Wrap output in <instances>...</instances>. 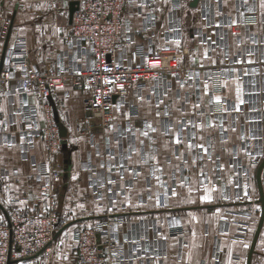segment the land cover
Returning <instances> with one entry per match:
<instances>
[{
  "label": "crops",
  "instance_id": "1",
  "mask_svg": "<svg viewBox=\"0 0 264 264\" xmlns=\"http://www.w3.org/2000/svg\"><path fill=\"white\" fill-rule=\"evenodd\" d=\"M71 1L0 0V62L24 40L30 64H84L64 29ZM190 2L174 9L170 0L127 1L121 42L126 35L133 42L118 55L126 59L136 45L151 51L170 46L185 52L182 61L198 79L175 87L171 80L148 83L142 96L130 95L120 110L115 106L108 126L91 135L75 133L89 91H54L45 100L62 137L54 152L40 137L20 136L21 106H37L39 126L46 117L35 95L21 94L18 80L7 82L0 91L2 213L3 205L19 200L23 206L20 199L28 198L29 206L55 215L69 232L60 242L70 248L74 230L108 218L117 227L99 241L119 243L124 259L110 264H247L262 211L257 171L264 159V65L260 72L254 65L264 53V8L261 0H200L196 7ZM216 68L224 75L210 83ZM237 84L244 100L239 111ZM217 86L222 91L212 93ZM40 168L60 173L51 179L48 197L37 200ZM259 181L264 200V166ZM206 195L211 199L203 200ZM176 223L177 236L169 230ZM60 242L25 264H72L75 256L66 246L53 251ZM250 264H264V220Z\"/></svg>",
  "mask_w": 264,
  "mask_h": 264
},
{
  "label": "built area",
  "instance_id": "2",
  "mask_svg": "<svg viewBox=\"0 0 264 264\" xmlns=\"http://www.w3.org/2000/svg\"><path fill=\"white\" fill-rule=\"evenodd\" d=\"M127 1L129 0H78V7L65 31L79 58H86L84 64L76 65L74 62L59 69H53L47 62L40 67L30 64L24 40H19L16 47L7 53L6 59L0 62V91H4L8 81L18 80L20 93L35 95L46 117L44 124L39 126L37 106H21L20 136L26 135L31 141L40 137L48 152L58 149L62 137L58 125L49 116V105L45 100L54 91L67 86L84 88L90 93L84 103L87 113L75 126V133L91 135L95 125L107 126L115 106L119 107L124 99L130 95L142 96L148 83L159 84L171 80L172 87H175L178 81L188 84L192 77L198 79L196 71L182 61L185 52L170 46L151 51L136 45L128 57H124L125 60L119 57L118 53L123 45L133 42L129 35L121 42L124 24L120 20V14ZM170 1L172 7L178 9L182 2L188 0ZM231 27L236 33L240 24L232 23ZM261 43L264 50V39ZM260 65H264V53L254 65L255 72H260ZM13 70H16V74ZM223 72L219 68L212 70L209 82H218L223 77ZM222 89V86H217L211 92ZM88 169L92 170L93 166ZM59 173L46 168L38 169L40 196L37 200L48 197L50 181ZM20 201L26 205L20 206L16 203L19 200H14L3 208L4 218L0 220V264L17 261L28 263L35 255L49 252L54 241L57 224L55 215L29 206L26 197H22ZM116 227L115 222L111 223L106 218L95 222L92 227L74 230L72 238L75 264L122 263L123 248L119 243L110 240L103 245L99 241L101 237H109ZM169 227L172 235L176 236L181 229L178 223ZM104 248L107 249L106 254Z\"/></svg>",
  "mask_w": 264,
  "mask_h": 264
},
{
  "label": "water",
  "instance_id": "3",
  "mask_svg": "<svg viewBox=\"0 0 264 264\" xmlns=\"http://www.w3.org/2000/svg\"><path fill=\"white\" fill-rule=\"evenodd\" d=\"M200 0H191L190 2V6L191 7H196L198 5ZM78 7V1L74 0V1H71L68 5V23L70 24L71 23V20H72V15L74 13V11L77 9ZM61 135V134H60ZM264 166V159L262 160L259 168H258V171H257V183H258V187H259V194H260V203H261V208H262V211H261V216H260V219H259V222H258V226H257V229H256V232H255V235H254V238H253V241H252V245L250 247V251H249V255H248V260H247V264H250V261H251V255H252V252H253V246L255 244V241H256V238L259 234V231H260V228H261V225L263 223V220H264V200H263V195H262V191H261V186H260V181H259V173H260V170L261 168ZM9 264V263H8Z\"/></svg>",
  "mask_w": 264,
  "mask_h": 264
},
{
  "label": "rangeland",
  "instance_id": "4",
  "mask_svg": "<svg viewBox=\"0 0 264 264\" xmlns=\"http://www.w3.org/2000/svg\"><path fill=\"white\" fill-rule=\"evenodd\" d=\"M53 12H54V10H53ZM64 29H66V27L64 28ZM44 63H46V62H44ZM43 63V64H44ZM52 67V66H51ZM54 69V68H53ZM127 99V98H126ZM126 99H124L123 101H122V103L120 104V106L116 109V110H120V109H122V108H124L125 106H126V104H127V100ZM109 124V123H108ZM108 124H107V126H108ZM96 127L95 128H105V127H99V126H97V125H95ZM106 126V127H107ZM94 128V129H95ZM77 134V133H76ZM78 135V134H77ZM86 135V134H85ZM79 136V135H78ZM3 208L4 207H6V206H2ZM4 218V214L1 212V210H0V220H2ZM92 227V226H91ZM56 232H55V236H54V240H56V241H58V242H60V239H61V237H64L65 238V240H66V238L68 237V235H69V232H66L65 230H64V227L63 226H60V224H58V222H57V224H56ZM73 233V232H72ZM68 240V239H67ZM68 242V241H67ZM67 242H62V244H61V242L59 243V245L58 244H56L55 246H54V249H53V251H59L60 252V249H61V251H62V248H63V246H66V252L67 253H71L72 254V256H75V258L72 260V261H70L72 264H75V261H76V255H75V247H74V245L70 248V243H69V245L67 244ZM9 264H11V263H9Z\"/></svg>",
  "mask_w": 264,
  "mask_h": 264
},
{
  "label": "snow or ice",
  "instance_id": "5",
  "mask_svg": "<svg viewBox=\"0 0 264 264\" xmlns=\"http://www.w3.org/2000/svg\"><path fill=\"white\" fill-rule=\"evenodd\" d=\"M261 7L264 8V0H261ZM178 43H179V42L177 41V44H178ZM249 55H251V53H249ZM205 57L207 58V53H205ZM237 62H239V61H237ZM212 63H215V61H212ZM226 85H227V81L225 80L222 86H226ZM208 88H209V85L206 83V84H205V89L207 90ZM236 99H237V102H238V103H237V105H236V107H235V110H236V111H239V105L244 103V100L242 99V90H241V87H240L239 84H237V88H236ZM214 101H215L217 104H219V103L221 102V97H220V96H215V97H214ZM224 110H226V109H224ZM157 115H159V113H157ZM209 126H211V125H209ZM147 127H148L149 129H151V131H156L155 128H152V125H151V124H148ZM142 135L147 136V135H148V132H143ZM175 142H176V143H180V140L177 139ZM194 146H199V145H192V144H189V145H188L189 149H191V148L194 147ZM153 158H154V157H153ZM206 191H207V190H206ZM173 195H175V193H173ZM202 199H203V200H210L211 197H210V195H206V196H204ZM245 247H247V245H245Z\"/></svg>",
  "mask_w": 264,
  "mask_h": 264
}]
</instances>
